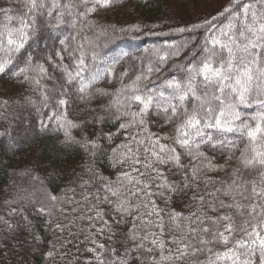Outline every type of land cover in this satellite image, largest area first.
I'll return each mask as SVG.
<instances>
[{
	"label": "trees",
	"instance_id": "16d2710c",
	"mask_svg": "<svg viewBox=\"0 0 264 264\" xmlns=\"http://www.w3.org/2000/svg\"><path fill=\"white\" fill-rule=\"evenodd\" d=\"M69 2L59 0L61 7L54 9L51 17L46 13L35 17L32 38L0 74V264H98V254L103 253L105 260H114L123 258L129 248L133 251L127 257L128 264H150L151 258L159 259V250L137 252L135 245L138 241L129 239L133 218L148 211L142 204L139 212L135 211V205L141 203L144 194L128 196L133 212L123 217V223H118L122 214L115 211L114 204L103 200L106 195L104 186L108 182L116 187L118 177L125 172L133 177L139 176V172L132 171L133 167L140 172L146 171L140 164L131 163L128 148L121 145H128L135 152L137 143L132 137L136 136V141L144 142L140 147V159L143 160L144 146H149L156 137H169L161 139L160 144L175 147L180 155L183 169L173 163L153 165L164 173L174 191L156 188L162 180L139 177L151 183L152 192H164L163 197H151L162 210L164 235L160 237L159 230L154 227L151 231L157 233V239L165 242L176 235L174 230L169 231V212L180 213L182 217L206 213L213 218L224 212L234 214V210L228 208L212 212L209 205L218 207L221 200L225 204L232 203L223 192L231 183V172L237 167L241 153L236 150L233 159L228 160L227 153L202 145L201 151L215 166L214 170H208L203 167V158L194 160L174 143L178 120L165 123L162 114L158 115L153 108L144 118L143 126L121 128L120 125L128 124L131 118L121 116L116 119L118 113L112 102L117 91L130 84L148 64L159 70L140 82L143 89L159 88L172 78L183 80L187 75L185 67L203 54L201 45L211 27L205 25V21L217 25L218 21L213 17L223 12L233 0H113L108 7L96 6V10L86 17L80 15L85 11V5L79 0H71L73 7H64ZM0 8L12 9L9 14L13 16L9 21L0 13V28L5 25L18 27L16 17L23 14L19 0H11V3L0 0ZM61 8L64 12L62 23H57ZM197 25L204 26L195 27ZM137 26L139 30H133ZM173 46L181 49L179 55H171L175 50ZM81 52L85 54L88 66L85 77L96 67H106L112 58H119L111 74L96 81L84 98L76 91L78 85L75 82L66 84L61 70V65H67L72 71L74 60L69 54L79 57ZM26 53L32 57V65H44L46 75L28 70ZM55 53L64 56L63 61ZM122 53L127 55L122 56ZM93 55L97 58L95 62L92 61ZM49 56L54 63L47 59ZM163 56L167 59L161 62ZM22 68L26 69L23 73L20 72ZM124 72L127 75L121 79ZM34 77H39L40 85L44 87L36 85ZM62 91L66 93L63 97L60 95ZM42 92L48 96L47 100ZM61 98L68 103L58 105ZM241 110L250 115L255 109ZM126 111L138 112L139 107L133 104ZM67 121L76 126L71 127ZM66 131L72 137L71 141ZM243 147L244 141H241L240 149ZM194 165L203 169L198 172L196 180L192 179L190 171ZM147 171L151 172V169ZM185 175L188 176L187 188H184ZM155 176L153 172L152 177ZM244 176L245 179L252 178L247 173ZM108 195L109 200L115 201V197ZM51 196L57 199L53 201ZM236 199L244 204L250 202L239 195ZM41 208L45 211L41 212ZM97 211L103 213L112 233L107 228L103 233L98 232L102 223L90 219ZM144 220L155 221L157 217L145 214ZM136 224L139 226L140 221L137 220ZM137 230L140 235L147 234L144 229ZM152 238L149 236V240ZM144 243L145 247H154L148 241ZM97 244H103L104 249L98 248ZM166 246L170 245L166 243ZM213 247L214 250H224L221 245ZM109 249H115V253L111 254ZM198 258L205 260L206 254Z\"/></svg>",
	"mask_w": 264,
	"mask_h": 264
},
{
	"label": "snow or ice",
	"instance_id": "6c2138e0",
	"mask_svg": "<svg viewBox=\"0 0 264 264\" xmlns=\"http://www.w3.org/2000/svg\"><path fill=\"white\" fill-rule=\"evenodd\" d=\"M8 2L11 3V0ZM19 2L23 6V14L16 17L19 26L13 28L5 25L0 28V74L5 72L16 55L32 38L35 31V17L43 16L45 13L51 17L53 10L61 7L59 0H19ZM112 2L113 0H79L80 4L85 5V11L80 15L86 17L87 14L96 10V6L108 7ZM89 4L92 6L88 7ZM64 7L71 9L73 7L71 0ZM11 11L12 9L0 8V13H3L9 21L13 19V16L9 14ZM63 15V8H61L60 15L56 18L57 23H62ZM220 17H223V20H220ZM213 20H217L218 24L212 25L211 21H205V25H211V27L208 28L201 45L203 54L198 59L190 61L185 67L187 75L183 80L172 78L164 81L159 88L143 89L140 87V82L147 80L153 71L159 70L148 64L145 66L146 70L137 74L130 84L122 86L117 91L116 98L112 102L118 113L116 119H120L121 116L131 118L128 124H121V128L143 126L144 118L153 108L158 115L162 114L165 123L178 120L174 143L184 149L185 154L194 160L203 158V167L208 170H214L215 166L201 151L202 145H208L210 149L222 154L227 153L228 160L233 159L236 150L239 149L241 153L237 167L232 169L231 183L227 184L223 192L225 196L230 197L232 203L225 204L221 200L218 207L214 204L209 205L212 212L228 208L234 210V214L224 212L213 218L206 213L200 215L191 213L182 217L180 213L169 212L171 225L169 231L174 230L176 235L165 242L163 239H157V233L151 231L154 227L159 230L160 237L164 235L165 223L160 216L162 210L158 209L155 201L151 199L153 195L163 197L164 192H152L151 183L139 177L149 176L152 179L162 180V183L156 184V188L174 191V186L168 183L164 173L153 165L173 163L175 167L183 169L180 155L175 147L160 144L161 139L169 137H156L149 146H144L143 160L140 159V147L144 145V142L136 141V136L132 137V140L137 143L135 152L128 145H121L128 148L130 153L128 158L131 163L140 164L146 171L140 172L138 168L133 167L132 171L139 172V176L133 177L131 173L125 172L118 177L116 187L112 186V182H108L104 186L106 195L103 200L114 204L115 211L122 214V219L118 223H123V217L132 215L133 212L128 196H138L143 193L144 197H147V200L141 197V203L135 205L136 212H139L141 204L148 211L133 218L129 239L138 241L135 245L137 252L144 250L151 253L154 248L159 250V259L151 258L150 264H226V262L257 264V260L259 264H264V0H249V2L233 0L232 4L218 16L213 17ZM133 30L138 31V26ZM179 31L182 32L185 29ZM61 43L63 44L64 41ZM80 47L82 48L83 45ZM173 48L175 50L171 55H179L181 49L175 46ZM55 55L63 61L64 56L60 53ZM125 55L127 53H122V56ZM25 56L28 70L35 71L41 76L47 74L43 64L32 65V57L27 53ZM69 56L74 60L73 70L69 71L67 65H61L63 78L66 84L71 85L75 82L78 85L76 91L82 94L81 98L88 96L87 90L96 81L111 74L115 64L119 62V58H112L106 67H96L85 77L84 73L88 68L85 63V54L81 52L79 57H75L70 53ZM47 59L54 63L51 56ZM96 59L93 55L92 61L95 62ZM166 59V56L160 57L161 62ZM25 71L26 69H20L21 73ZM126 75L127 72L121 73V79ZM33 82L44 87L40 85L39 77H34ZM123 93L130 94L122 95ZM65 94L63 91L60 93L62 97ZM41 95L45 100L48 99L45 93L42 92ZM57 103L63 106L68 101L61 98ZM133 104L139 107V111H126L131 109ZM241 109L255 110L249 115ZM242 117L245 119H241ZM67 123L71 127L76 126L71 124V121ZM63 126L61 124V127ZM66 136L69 141L72 140L67 131ZM241 141H244L243 149H240ZM84 146L87 147L86 144ZM96 146L93 142V147ZM147 169H151V172ZM202 170L199 165H194L190 170L192 179H198V172ZM153 172L156 173L155 177H152ZM245 173L252 178L245 179ZM188 186V176L185 175L184 188ZM108 194L115 197V201L109 200ZM237 195L250 202L241 203L236 199ZM50 199L55 201L57 198L51 196ZM96 199H100L98 194ZM193 199L196 198L193 197ZM201 202H203L202 197ZM40 211L44 212L45 209L41 208ZM145 214L155 215L157 220L145 221ZM90 219H97L102 223L98 232L103 233L107 228L108 232L112 233L113 230L104 220L102 212L97 211L96 216ZM137 220L140 221L139 226L136 224ZM206 220L208 223L205 222ZM138 228L144 229L147 234L140 235ZM149 236L153 238L149 240ZM145 241L154 247H145ZM92 243L97 242L92 240ZM166 243L170 246H166ZM214 245H221L224 250H214ZM97 247L104 249L103 244H97ZM89 251L95 250L89 249ZM108 251L111 254L115 253V249ZM132 251L131 248L126 249L123 258L114 260L103 259V253H101L96 256V260L98 264H128L127 257ZM204 254L206 259L200 260L199 255ZM51 255L52 253H49V256Z\"/></svg>",
	"mask_w": 264,
	"mask_h": 264
}]
</instances>
